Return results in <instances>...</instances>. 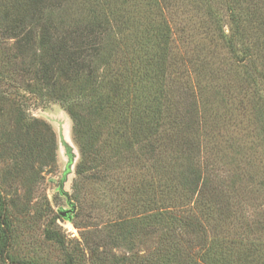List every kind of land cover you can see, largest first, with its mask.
Returning a JSON list of instances; mask_svg holds the SVG:
<instances>
[{"label":"rangeland","instance_id":"374dc122","mask_svg":"<svg viewBox=\"0 0 264 264\" xmlns=\"http://www.w3.org/2000/svg\"><path fill=\"white\" fill-rule=\"evenodd\" d=\"M26 3L0 0V189L12 233L0 264H187L173 228L146 215L175 204L201 217L202 264H216L214 251L264 264V0H61L53 22L97 18L107 31L93 70L53 85L21 79L3 38ZM231 13L235 47L223 37ZM144 84L161 113L135 105ZM34 123L51 136L44 147ZM7 135L17 150L2 147ZM63 142L75 156L70 218Z\"/></svg>","mask_w":264,"mask_h":264},{"label":"trees","instance_id":"16d2710c","mask_svg":"<svg viewBox=\"0 0 264 264\" xmlns=\"http://www.w3.org/2000/svg\"><path fill=\"white\" fill-rule=\"evenodd\" d=\"M59 1L61 0H27L25 9L14 14L11 17V22L3 31V38H10L14 41L10 58L20 61L21 79L26 77L53 85L57 75L75 80L93 70L94 62L102 49V40L106 34L107 26L97 18L73 24L53 22L54 18L50 11L53 7L60 8ZM231 23L232 26L228 31L230 33L224 34L223 37L227 39L231 47H235L236 39H239L243 34H240L241 23L234 13H231ZM37 44L40 45L42 53L40 55L35 50ZM32 49L33 57L29 53ZM240 60L252 66L255 63L254 54L248 48L242 50ZM148 62L154 64L153 58L148 56L146 64ZM154 83H157L156 73ZM141 93H144L143 100L135 101L137 108H147L150 112L161 113L158 108L153 109L154 105L147 104L149 96H152L153 100H158L157 97H159L152 91L151 85L144 84ZM32 129L39 132V135H36V140H39L37 148L44 147L51 142V136L44 133L37 124L34 123ZM10 145H13L12 149H18L10 136L7 135L2 147L9 148ZM28 149L32 151V153L30 152L31 157L41 158L43 156L38 151L33 153L32 146H29ZM149 203L147 198H143L140 205L146 208ZM152 214L153 212H149L146 215L153 216L159 221L162 220L167 226L173 228L175 233L171 235L170 245L187 255V264L206 262L200 249L208 241L205 239V227L200 216L190 209L176 204L162 206ZM203 214L206 215L204 219L210 217L211 207L206 206ZM10 233V211L3 191L0 189V244L9 243L12 234ZM0 253L2 252L0 251ZM191 257L196 261H193ZM211 257L216 264H233L229 260L231 258L228 259L221 252L214 251Z\"/></svg>","mask_w":264,"mask_h":264},{"label":"water","instance_id":"95a60500","mask_svg":"<svg viewBox=\"0 0 264 264\" xmlns=\"http://www.w3.org/2000/svg\"><path fill=\"white\" fill-rule=\"evenodd\" d=\"M63 143L67 149L68 161L65 165V169L62 173V177H61V180L59 183V192L61 193V195H63L66 198V202L70 206L69 210H64V209L60 210V214L65 216L66 214H68V212H74L75 211V204L73 203L70 194L64 188L65 182L67 181L68 176L71 173V169H72V166L74 164L75 156H74V153H73L71 147H69V145H67L65 142H63ZM67 217L70 218L71 216L68 214Z\"/></svg>","mask_w":264,"mask_h":264}]
</instances>
